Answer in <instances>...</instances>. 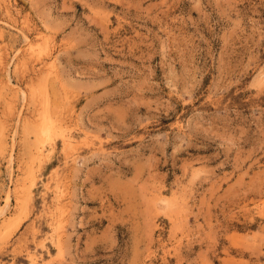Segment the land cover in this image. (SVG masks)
I'll return each instance as SVG.
<instances>
[{"label": "rangeland", "instance_id": "obj_1", "mask_svg": "<svg viewBox=\"0 0 264 264\" xmlns=\"http://www.w3.org/2000/svg\"><path fill=\"white\" fill-rule=\"evenodd\" d=\"M0 264H264V0H0Z\"/></svg>", "mask_w": 264, "mask_h": 264}, {"label": "bare ground", "instance_id": "obj_2", "mask_svg": "<svg viewBox=\"0 0 264 264\" xmlns=\"http://www.w3.org/2000/svg\"><path fill=\"white\" fill-rule=\"evenodd\" d=\"M26 38V37H25Z\"/></svg>", "mask_w": 264, "mask_h": 264}]
</instances>
